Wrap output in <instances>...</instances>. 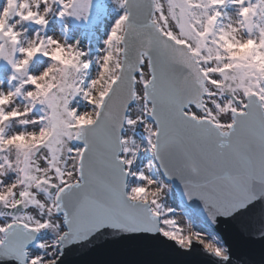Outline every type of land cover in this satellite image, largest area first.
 <instances>
[{
	"label": "snow or ice",
	"instance_id": "obj_1",
	"mask_svg": "<svg viewBox=\"0 0 264 264\" xmlns=\"http://www.w3.org/2000/svg\"><path fill=\"white\" fill-rule=\"evenodd\" d=\"M221 223L264 240V0H0V264Z\"/></svg>",
	"mask_w": 264,
	"mask_h": 264
},
{
	"label": "water",
	"instance_id": "obj_2",
	"mask_svg": "<svg viewBox=\"0 0 264 264\" xmlns=\"http://www.w3.org/2000/svg\"><path fill=\"white\" fill-rule=\"evenodd\" d=\"M220 231L232 248L233 264H261L264 258V240L241 233L233 224L221 223ZM214 264V258L194 251L182 255L161 247L148 253L125 254L107 247H74L63 257V264Z\"/></svg>",
	"mask_w": 264,
	"mask_h": 264
},
{
	"label": "rangeland",
	"instance_id": "obj_3",
	"mask_svg": "<svg viewBox=\"0 0 264 264\" xmlns=\"http://www.w3.org/2000/svg\"><path fill=\"white\" fill-rule=\"evenodd\" d=\"M85 43H87V41H85ZM168 203L171 204L173 207H176L178 213L180 212V208H179L180 200H179L178 196L176 195L175 191L173 193L169 194ZM178 218L181 219L182 223L186 224V219L182 215L178 216Z\"/></svg>",
	"mask_w": 264,
	"mask_h": 264
}]
</instances>
